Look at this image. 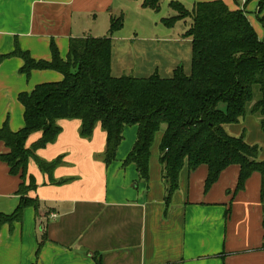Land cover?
<instances>
[{
    "label": "crops",
    "instance_id": "1",
    "mask_svg": "<svg viewBox=\"0 0 264 264\" xmlns=\"http://www.w3.org/2000/svg\"><path fill=\"white\" fill-rule=\"evenodd\" d=\"M222 1L230 10L244 9L258 37H264L256 19L257 0H246L244 5L241 0ZM126 4L132 0H0V56L17 44L35 60H50L54 43L65 59L71 38L106 36L110 18L122 13ZM132 9L143 22L133 33L142 34L149 25L158 27L153 14L157 11L144 8L141 1ZM180 21L184 20L176 23ZM121 29L111 38L113 76H122L128 67L139 74L135 77L153 73L169 77L182 65V54L191 59L190 39L183 32L160 37L164 43L158 45V34L128 36ZM22 64L16 56L0 60V127L6 121L12 131L24 124L18 94L62 79L54 70H33L26 76L19 71ZM249 109L224 130L258 146V159L264 160V132L259 117ZM58 124L61 132L56 140L37 150L46 161L61 156L52 173L57 182H50L29 160L27 173L36 188L27 195L37 199L38 211L26 207L21 222L0 226V264H264V196L258 172L235 192L239 166L230 165L205 191L207 166L192 171L184 167L178 189L166 204L158 150L161 131L155 136L148 178L143 181L133 164H122L135 142L136 126L123 129L115 160L105 164L106 134L98 123L90 138L79 135L77 119H60ZM39 136L31 134L26 146ZM7 150L0 142V153ZM19 183L20 178L10 175L0 161V213L15 210Z\"/></svg>",
    "mask_w": 264,
    "mask_h": 264
},
{
    "label": "trees",
    "instance_id": "2",
    "mask_svg": "<svg viewBox=\"0 0 264 264\" xmlns=\"http://www.w3.org/2000/svg\"><path fill=\"white\" fill-rule=\"evenodd\" d=\"M160 3L141 0L144 8L154 11L160 9ZM257 4L256 19L264 29V0H257ZM169 7L174 15L161 19L165 26L190 20L183 33L191 43L188 72L178 65L169 77L157 73L113 76L111 38L122 28L123 14L110 18L106 36L71 38L65 59L54 43L50 45V60H35L17 44L11 53L0 56V60L21 58L19 71L26 76L33 70H54L62 75L59 81L40 83L30 92L18 94L23 107L22 128L12 131L6 121L0 127V142L8 149L0 153V161L7 165L10 175L20 178L16 190L19 203L10 214L0 213V226L21 222L26 207H33L37 214V199L27 195L36 188L33 176L27 173L29 160L48 175L50 182H57L52 173L61 156L46 161L37 150L56 140L61 132L60 119L79 120L82 138H90L98 123L106 134L105 164L115 160L123 129L136 126L135 142L122 164H133L143 181L148 178L155 136L163 127L158 150L166 204L178 189L180 171L184 167L192 171L200 165L208 169L205 191L226 167L238 165L235 192L258 172L264 196V160L258 159L259 147L224 130L250 107L264 132V37H258L244 9L230 10L222 0L196 1L190 10L177 1H171ZM34 133L40 136L27 147L26 141Z\"/></svg>",
    "mask_w": 264,
    "mask_h": 264
},
{
    "label": "rangeland",
    "instance_id": "3",
    "mask_svg": "<svg viewBox=\"0 0 264 264\" xmlns=\"http://www.w3.org/2000/svg\"><path fill=\"white\" fill-rule=\"evenodd\" d=\"M136 1V2H134ZM138 1L141 0H132V4H126L123 5L122 8V13L117 12L115 13V17L120 16L121 14H123V26L121 29V33H125V35L128 36H133V34L136 35H155L158 34L159 37V43L158 45H163L164 42H162L160 37H165L166 34L169 35H180V33H184L186 31V29L188 28L189 24H190V20L189 19H185L184 21H180L178 23H175L176 25L172 28V29H168V27H166L163 23H161V18H165V17H169L171 15L174 14V11L169 7V3L171 1H177L180 2L185 8H187L188 10H190L195 2V0H161L160 3V9L157 12H154V16L159 20L158 23V27H155V25H149V28L145 29L143 27V30H145L144 32H141L142 34H139L137 32L133 31H139V23L142 24L143 26V22L142 20L139 18L138 14L135 12L134 9H132V6H134ZM253 12H255V7L252 9ZM154 18V17H153ZM152 20V17L150 18ZM153 21V20H152ZM146 33V34H145ZM140 37V36H139ZM138 37V38H139ZM169 37V36H166ZM140 39V38H139ZM142 41H151V40H142ZM153 41V40H152ZM141 43H145V42H141ZM154 43V42H153ZM163 49V47L161 48ZM169 49V48H168ZM167 49V50H168ZM166 50V51H167ZM191 56V54H190ZM181 59H182V65H184V68L186 69V71L189 69L190 67V60L186 59V56L184 57L183 54L181 55ZM123 75H131V76H135V75H139L135 69L133 70L132 68H124V70H122ZM129 72V74H127ZM164 72H162V76H164L165 74H163ZM161 132L163 131V127L160 130ZM159 131V132H160Z\"/></svg>",
    "mask_w": 264,
    "mask_h": 264
},
{
    "label": "built area",
    "instance_id": "4",
    "mask_svg": "<svg viewBox=\"0 0 264 264\" xmlns=\"http://www.w3.org/2000/svg\"><path fill=\"white\" fill-rule=\"evenodd\" d=\"M246 0H241L242 5L245 3Z\"/></svg>",
    "mask_w": 264,
    "mask_h": 264
}]
</instances>
